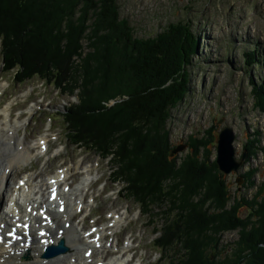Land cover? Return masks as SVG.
<instances>
[{
	"label": "trees",
	"instance_id": "1",
	"mask_svg": "<svg viewBox=\"0 0 264 264\" xmlns=\"http://www.w3.org/2000/svg\"><path fill=\"white\" fill-rule=\"evenodd\" d=\"M0 42L3 69L15 70L18 83L38 78L62 95L80 91L62 113L67 135L79 148L112 156L128 197L167 214L154 241L167 264H264V187L228 207L229 187L215 163L195 146L180 166L171 157L166 125L189 91L199 44L189 23L137 39L117 0H0ZM258 49L245 53L249 65ZM255 92L264 107V85ZM235 230L240 239L225 254L221 237Z\"/></svg>",
	"mask_w": 264,
	"mask_h": 264
},
{
	"label": "rangeland",
	"instance_id": "2",
	"mask_svg": "<svg viewBox=\"0 0 264 264\" xmlns=\"http://www.w3.org/2000/svg\"><path fill=\"white\" fill-rule=\"evenodd\" d=\"M117 5L120 19L128 21L137 39L155 38L171 24L192 26L199 44L188 67L189 91L167 121L171 153L185 146L174 155L180 166L195 146L198 156L217 166L215 132L231 128L237 158L246 152L247 159L238 174L225 175L217 166L229 187L228 207L234 200H254L264 187V107L255 92V87L264 85V0H117ZM87 44L83 40L86 53ZM256 46L259 54L249 65L245 53ZM1 50L0 42V135L12 143L10 154L19 150L31 157L27 165L8 172L11 187L24 176H32L34 186H39L66 169L73 189L86 177L89 186L73 194L84 200L73 222L71 218L72 225L94 234L96 229L107 230L102 239L107 248L95 250L90 264H107L113 258L123 264H167L154 243L167 214L156 206H148L146 213L147 208L124 191L127 183L114 174L112 156L79 148L67 135L62 113L78 103L80 91L74 97L62 95L38 78L18 83L15 70L4 71ZM115 104L111 100L108 106ZM101 141L97 142L103 146ZM4 149L9 154V148ZM245 176H251L250 181ZM238 177L243 178L242 185ZM249 210H242L241 217L248 216ZM74 231L68 236L77 239ZM239 239V230L223 233L224 253L232 254ZM79 253L75 258L83 254Z\"/></svg>",
	"mask_w": 264,
	"mask_h": 264
},
{
	"label": "bare ground",
	"instance_id": "3",
	"mask_svg": "<svg viewBox=\"0 0 264 264\" xmlns=\"http://www.w3.org/2000/svg\"><path fill=\"white\" fill-rule=\"evenodd\" d=\"M11 146L8 138L0 135V264H90L94 251L106 247L102 243L104 231H98L95 237L93 232L87 235L84 229H76V225H72L75 214L82 210L84 200L77 195L75 198L73 194L87 188L89 180L83 178L73 189L68 184L70 170L66 169L39 186H34L32 176H24L11 187L8 172L17 166L27 165L31 160L19 150L10 154ZM6 147L9 154L4 149ZM73 231L77 239L68 236ZM9 233H14V237H9ZM61 239L69 248L68 254L44 258L46 249ZM80 251L83 254L75 258ZM107 264H123V261L113 258Z\"/></svg>",
	"mask_w": 264,
	"mask_h": 264
},
{
	"label": "water",
	"instance_id": "4",
	"mask_svg": "<svg viewBox=\"0 0 264 264\" xmlns=\"http://www.w3.org/2000/svg\"><path fill=\"white\" fill-rule=\"evenodd\" d=\"M215 135L217 137V160L216 164L220 172L225 175L238 174L242 167L245 165L247 159V153L244 152L241 158H237L236 151L234 148V142L236 139L234 131L229 128H223L221 131H216ZM185 149V146H180L177 149H174L171 153V156H174L179 151ZM237 183L242 185L243 178L238 177ZM69 248L66 246L64 240H62L58 246H51L48 249L45 257L54 258L62 254H67Z\"/></svg>",
	"mask_w": 264,
	"mask_h": 264
},
{
	"label": "snow or ice",
	"instance_id": "5",
	"mask_svg": "<svg viewBox=\"0 0 264 264\" xmlns=\"http://www.w3.org/2000/svg\"><path fill=\"white\" fill-rule=\"evenodd\" d=\"M54 183V182H53ZM53 199H55V193H54V190H53Z\"/></svg>",
	"mask_w": 264,
	"mask_h": 264
}]
</instances>
